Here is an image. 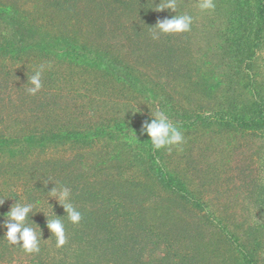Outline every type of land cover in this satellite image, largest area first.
Returning <instances> with one entry per match:
<instances>
[{
  "label": "rangeland",
  "instance_id": "1",
  "mask_svg": "<svg viewBox=\"0 0 264 264\" xmlns=\"http://www.w3.org/2000/svg\"><path fill=\"white\" fill-rule=\"evenodd\" d=\"M224 1L202 12L196 0H178L177 13L194 17L191 30L153 40L157 19L175 14L152 9L159 0H0L40 22L44 38L74 37L113 61L107 72L63 59L57 47L45 55L0 53V214L15 199L37 202L30 219L47 239L28 254L0 232V264H248L245 255L264 264V120L256 105L264 102V28L260 35L247 17L227 29L224 7L236 1ZM7 20L0 16V42L39 41L26 27L21 44ZM238 39L241 62L229 48ZM41 64L42 88L29 95L28 79ZM156 108L173 122L196 114L209 121L182 127L179 148L154 152L139 129ZM233 115L256 120L231 124ZM102 127L110 134L57 137ZM48 133L56 138L44 145L23 140ZM149 160L163 164L186 195L163 187ZM49 178L72 189L79 224L46 196ZM45 199L64 215L67 242L59 248L39 211H49Z\"/></svg>",
  "mask_w": 264,
  "mask_h": 264
},
{
  "label": "clouds",
  "instance_id": "2",
  "mask_svg": "<svg viewBox=\"0 0 264 264\" xmlns=\"http://www.w3.org/2000/svg\"><path fill=\"white\" fill-rule=\"evenodd\" d=\"M178 0H159L152 8L155 11L169 10L175 13L170 17L157 19L153 26L151 38L158 40L162 34H180L191 30L194 17L188 13H177ZM196 6L200 11H212L215 9V0H196ZM45 66L39 65L28 79L31 85L26 89L29 95L37 94L42 88V73ZM138 111V110H136ZM134 111V112H136ZM150 120L142 122L139 132L146 134L154 150L166 149L171 152L173 147L179 148L185 141L182 129L174 123L164 109H154ZM51 182L52 187L47 191L46 196L55 199L58 205L62 206L64 215L66 214L68 222L79 224L82 219L80 210L72 202V189L59 181H53L49 178L42 183L47 186ZM37 202L17 201L12 203L9 209L0 214V232L2 237L13 246H19L25 253L38 254L41 250L42 229L30 216L37 211L34 207ZM49 211L43 209L39 211L46 217V228L55 237V246L62 247L67 242V235L64 221L61 219L64 215H57L53 211V205L45 199ZM4 204V199H0V206ZM50 213V214H49Z\"/></svg>",
  "mask_w": 264,
  "mask_h": 264
},
{
  "label": "trees",
  "instance_id": "3",
  "mask_svg": "<svg viewBox=\"0 0 264 264\" xmlns=\"http://www.w3.org/2000/svg\"><path fill=\"white\" fill-rule=\"evenodd\" d=\"M232 3L233 1H236V5L231 7V9L229 10V6L224 7V12L223 13H227L226 17H224L225 19V23L228 24L227 29L231 30L233 25L234 28L233 29H237L240 26V21L242 19H245L248 17V19H251V24H257V33L259 32V34L261 33L260 31L264 28V0H230ZM225 3L229 2V0H225ZM230 3V5L232 4ZM76 7H74V9L70 8L69 10L71 11V14H74L73 10H75ZM3 16V18H6V22L8 24H10L11 26L14 25L15 27H13L12 30V34L15 33H20L19 37L21 38V44L23 42H25L26 40V31L29 33V38L31 42H33V37L35 39H39V41L37 43L31 44V43H27L24 46L16 45L14 46L12 44V38H10L9 36H7L6 38H3L2 41L0 42V53L2 54H6L8 52V50L10 51L11 55H16L17 57H19L22 54H28V53H40L45 55L46 52L48 50H52L53 47H57V50L59 52V56L63 59L69 60L71 61L72 59H74L73 61H75V63H82V65H88V66H94L97 65V68H101L102 70L105 71H109V67L111 66L110 64L113 63V61L111 62V59L108 55L104 54L103 52H94V50H92L91 48L87 47V46H82L74 37H70V36H57L56 38L53 37H49V38H44V34L49 33L44 31L43 29V25L39 22H36L35 18H30L28 13H24L19 11L18 8H16L15 6H10V5H3L0 4V16ZM247 15V16H246ZM250 15V17L248 16ZM12 22V23H11ZM27 30L22 33V30L20 29H26ZM231 32V31H230ZM261 35V34H260ZM249 36V35H248ZM18 37V38H19ZM28 39V41H29ZM14 40V39H13ZM256 42V40H255ZM234 43V42H233ZM242 43L241 39H238L235 41L234 46L233 47H229L230 50V54L232 56H234V58L238 61H244L243 58H240L237 54H236V50L240 48V45ZM243 44L246 46L247 45V50L250 51V49L252 48V45L249 42H243ZM13 51L15 53H13ZM235 51V52H234ZM39 54V55H40ZM108 54V53H107ZM251 55V54H250ZM250 62L252 60V56H248V59ZM112 67L116 70H120V68L118 66H116L115 64L112 65ZM128 82L132 83L135 81L133 76H128ZM258 103V102H257ZM256 105H261L260 112L262 113V116H260L259 119L264 120V102H261L256 104ZM195 119L193 120H189L190 118H187L185 116V118L188 119V122H179V121H174V123L178 124V126L180 128H184V127H188V126H197L199 124H203L208 120V117L202 114H196L193 116ZM231 118L229 119L231 122V124H236V125H242V126H250L253 125L255 123L254 118L252 119H239L236 116H230ZM181 119V118H180ZM220 121H222L224 118L220 117L218 118ZM230 125V123H229ZM115 127V126H114ZM110 129L111 127H102V128H95L92 129V131L90 132H68L67 135L69 136H62L61 134H56L58 139H63V140H71V139H79V137H81V139H86L88 137L92 138V137H98L101 135H105V134H110ZM76 131H80V130H76ZM48 134H40L36 135V134H31L28 136H24V141H29L28 144L31 143H36L38 145L42 144L44 145V142L46 143L47 139H50L52 141H54V139L56 138L54 134H51L50 136H48ZM142 143H148L151 146V142L148 139L147 135H141ZM152 148V146H151ZM153 151L155 152L156 150L153 149ZM147 166L150 168V170L153 172L154 178H156V180L165 188H168L172 193L174 194H178L181 197H184L186 195V189L184 188L183 185L180 184V181H178L175 176L169 172V170L166 169V167L163 164H154L152 163L151 160H149ZM244 258L247 260L248 264H252V260L250 259V256L245 255Z\"/></svg>",
  "mask_w": 264,
  "mask_h": 264
}]
</instances>
